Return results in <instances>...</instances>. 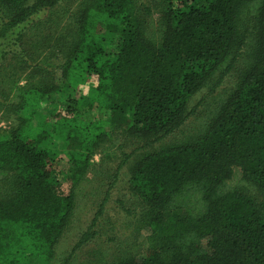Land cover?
Returning <instances> with one entry per match:
<instances>
[{
	"label": "trees",
	"instance_id": "obj_1",
	"mask_svg": "<svg viewBox=\"0 0 264 264\" xmlns=\"http://www.w3.org/2000/svg\"><path fill=\"white\" fill-rule=\"evenodd\" d=\"M72 2L0 0V112L13 122L0 129V264H50L92 157L115 150L128 232L86 264H264V0ZM83 86L61 121L40 117ZM63 155L68 193L52 182ZM103 204L64 264H78Z\"/></svg>",
	"mask_w": 264,
	"mask_h": 264
},
{
	"label": "rangeland",
	"instance_id": "obj_2",
	"mask_svg": "<svg viewBox=\"0 0 264 264\" xmlns=\"http://www.w3.org/2000/svg\"><path fill=\"white\" fill-rule=\"evenodd\" d=\"M71 4H73L72 0L70 5ZM71 7H73V5H71ZM56 76V83L61 85L62 79L60 78V74L57 73ZM234 85V79L227 77L222 85L216 90L214 95L211 96L214 97V99H224ZM87 90L88 87L83 86L80 87L79 91L77 90V92L71 93L63 88L60 93L52 95L50 100H46V102L48 101L47 104L46 102L43 103V111L40 117L48 122H54L56 120L61 121L62 115H64V101L68 100L70 102H76L77 98L86 95ZM205 95H207L206 89L197 92L189 101V110L197 105ZM55 104L57 105L56 108H54ZM192 116L188 118L185 124L187 126L183 128V131L179 136L183 137L193 133L195 125L192 126V129L189 126L194 120V116ZM7 117L8 115L6 113L2 114L0 112V129L5 134H7V131L9 132L10 127L13 125L12 120ZM90 117H95L100 120H104L105 118L103 112L99 110L92 111ZM53 145L57 150H63L62 142H53ZM109 145L110 144H105L106 147ZM154 147L158 148V145H154ZM135 148L136 145H132V142L126 144L123 142L122 150L126 154L130 155V152ZM114 153L115 155L109 161L105 158L102 160L101 153L95 154L92 157L90 161L92 167L86 174V179L81 185L80 192L76 195L75 210L70 225L56 244L54 258L51 260L50 264L65 263V258L71 253V249L77 242L80 234L90 227L93 218L99 210L100 203L102 202H104L101 211L102 213L98 217L95 227L91 230V232H95L96 235L90 240L87 246L76 252L78 264H86L98 251L109 248L112 252L115 243L108 240L113 239L115 236L121 237L127 234L128 227L126 224L129 222L130 218L127 217L126 213L133 208L131 205L130 192L128 190V164H123L118 171L119 174L117 180L113 182L112 174H114L117 165L122 159L120 158L118 150H115ZM66 158L67 155H63L56 160L52 166V182L53 184H56L59 190L63 193H68L72 184L71 173L69 172L67 161L68 158ZM106 192H108L107 195ZM29 264L43 263L29 258Z\"/></svg>",
	"mask_w": 264,
	"mask_h": 264
}]
</instances>
